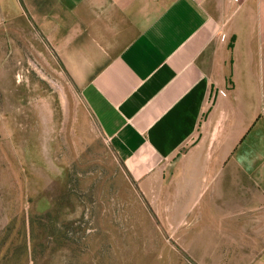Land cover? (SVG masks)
<instances>
[{
  "label": "crops",
  "instance_id": "0c3cea01",
  "mask_svg": "<svg viewBox=\"0 0 264 264\" xmlns=\"http://www.w3.org/2000/svg\"><path fill=\"white\" fill-rule=\"evenodd\" d=\"M27 1L142 192L176 185L179 221L225 239L204 253L264 264V0Z\"/></svg>",
  "mask_w": 264,
  "mask_h": 264
},
{
  "label": "rangeland",
  "instance_id": "374dc122",
  "mask_svg": "<svg viewBox=\"0 0 264 264\" xmlns=\"http://www.w3.org/2000/svg\"><path fill=\"white\" fill-rule=\"evenodd\" d=\"M26 11L0 0V264H223L176 185L129 177Z\"/></svg>",
  "mask_w": 264,
  "mask_h": 264
},
{
  "label": "built area",
  "instance_id": "2783aa9c",
  "mask_svg": "<svg viewBox=\"0 0 264 264\" xmlns=\"http://www.w3.org/2000/svg\"><path fill=\"white\" fill-rule=\"evenodd\" d=\"M225 37H226V34L222 33V35H221V39L224 40ZM220 93H221L222 95H224V92H223V91H220Z\"/></svg>",
  "mask_w": 264,
  "mask_h": 264
}]
</instances>
